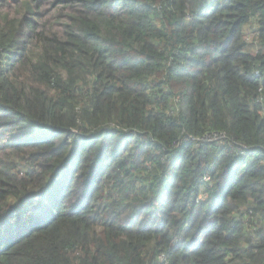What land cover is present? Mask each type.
Returning a JSON list of instances; mask_svg holds the SVG:
<instances>
[{
    "label": "trees",
    "instance_id": "16d2710c",
    "mask_svg": "<svg viewBox=\"0 0 264 264\" xmlns=\"http://www.w3.org/2000/svg\"><path fill=\"white\" fill-rule=\"evenodd\" d=\"M0 264H264V0H0Z\"/></svg>",
    "mask_w": 264,
    "mask_h": 264
},
{
    "label": "rangeland",
    "instance_id": "374dc122",
    "mask_svg": "<svg viewBox=\"0 0 264 264\" xmlns=\"http://www.w3.org/2000/svg\"><path fill=\"white\" fill-rule=\"evenodd\" d=\"M44 4H45V6L43 9L48 7L49 1H44ZM2 158L5 159V155H2Z\"/></svg>",
    "mask_w": 264,
    "mask_h": 264
},
{
    "label": "built area",
    "instance_id": "2783aa9c",
    "mask_svg": "<svg viewBox=\"0 0 264 264\" xmlns=\"http://www.w3.org/2000/svg\"><path fill=\"white\" fill-rule=\"evenodd\" d=\"M161 261L164 262V257L161 258Z\"/></svg>",
    "mask_w": 264,
    "mask_h": 264
}]
</instances>
